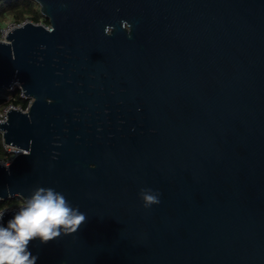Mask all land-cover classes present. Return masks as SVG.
Instances as JSON below:
<instances>
[{"label":"water","instance_id":"95a60500","mask_svg":"<svg viewBox=\"0 0 264 264\" xmlns=\"http://www.w3.org/2000/svg\"><path fill=\"white\" fill-rule=\"evenodd\" d=\"M31 1L49 29L0 41V93L30 100L0 201L52 187L87 217L36 264H264V0Z\"/></svg>","mask_w":264,"mask_h":264},{"label":"clouds","instance_id":"9594fccd","mask_svg":"<svg viewBox=\"0 0 264 264\" xmlns=\"http://www.w3.org/2000/svg\"><path fill=\"white\" fill-rule=\"evenodd\" d=\"M120 24L131 32L126 20ZM113 31V25L104 27L106 36L110 37ZM139 195L145 208L160 203L159 193L152 189H141ZM86 220V214L73 207L62 192L52 187H36L24 197L7 224H0V264H36L37 257L29 250L31 241L39 239L47 244L62 235L75 234Z\"/></svg>","mask_w":264,"mask_h":264},{"label":"trees","instance_id":"16d2710c","mask_svg":"<svg viewBox=\"0 0 264 264\" xmlns=\"http://www.w3.org/2000/svg\"><path fill=\"white\" fill-rule=\"evenodd\" d=\"M25 19H28L33 24L42 22L43 25H48V21L39 14L38 8L31 0H0V24L6 20H10L15 24H21ZM20 95V90L16 88L13 91H2L0 93V109L11 105L25 110L29 100L23 99ZM11 156L12 153L3 147L0 133V162H7ZM22 202L19 197L0 201V213L6 210L17 209Z\"/></svg>","mask_w":264,"mask_h":264},{"label":"built area","instance_id":"2783aa9c","mask_svg":"<svg viewBox=\"0 0 264 264\" xmlns=\"http://www.w3.org/2000/svg\"><path fill=\"white\" fill-rule=\"evenodd\" d=\"M26 22H30V21H28L27 19H25V21L22 22L21 24H15V23L12 22L10 27H8L7 29H2V30L0 31V34H1V38H2V39H0V41H4V40H5V35H6L7 32L11 31L13 28H16V27H19V26L23 25V24L26 23ZM39 24H40V23H39ZM41 25H42V24H41ZM44 26H45L47 29H49V25H47V26L44 25ZM18 87H19L18 84H14V85H12L7 91H13L15 88H16V89H19ZM19 90H20V89H19ZM20 92H21V91H20ZM20 96H21L23 99H25L22 93H21ZM27 100H28V99H27ZM29 104H30V100H29V103H28V105H27V108H28ZM27 108H26L25 110H21V109H19V108H16V107H13V106L9 105V106H7V107H5V108H3V109H0V122H5V121H6V113H7V111H8L9 109H18V110H20V111H26ZM3 147H4L7 151L11 152V153H12V156L10 157V159H9L7 162H0V164H2V165H4V166H8L9 163L11 162V159L13 158V156L19 153V150L15 149V148H10V147H8V146H6V145H4V144H3Z\"/></svg>","mask_w":264,"mask_h":264},{"label":"rangeland","instance_id":"374dc122","mask_svg":"<svg viewBox=\"0 0 264 264\" xmlns=\"http://www.w3.org/2000/svg\"><path fill=\"white\" fill-rule=\"evenodd\" d=\"M37 8H38V6L35 4V3H33ZM28 20V19H27ZM29 21V20H28ZM11 21L10 20H6L5 22H3V23H1L0 24V31L2 30V29H7L8 27H10L11 26ZM40 24H42L43 25V23L42 22H40ZM0 39H2L1 38V34H0Z\"/></svg>","mask_w":264,"mask_h":264}]
</instances>
